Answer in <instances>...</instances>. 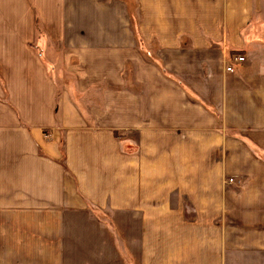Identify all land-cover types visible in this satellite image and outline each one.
I'll list each match as a JSON object with an SVG mask.
<instances>
[{
  "label": "crops",
  "instance_id": "1",
  "mask_svg": "<svg viewBox=\"0 0 264 264\" xmlns=\"http://www.w3.org/2000/svg\"><path fill=\"white\" fill-rule=\"evenodd\" d=\"M127 3L0 0V264H68L96 210L131 264H264V0Z\"/></svg>",
  "mask_w": 264,
  "mask_h": 264
},
{
  "label": "rangeland",
  "instance_id": "2",
  "mask_svg": "<svg viewBox=\"0 0 264 264\" xmlns=\"http://www.w3.org/2000/svg\"><path fill=\"white\" fill-rule=\"evenodd\" d=\"M128 5L129 3H132L133 0H127ZM130 13L135 12V7L129 6ZM251 21L252 23L249 26V29L259 30L261 33L264 34V12L261 14L254 15ZM264 38V35L262 36ZM145 48V46L143 45ZM147 49V48H146ZM148 51L154 52L151 49H147ZM245 58V57H244ZM48 70L52 71L56 78V82L58 84L59 90H68L71 94L72 101L74 99V95L72 94V87L75 83V79H73V74L68 72L62 65L60 55L53 52L48 57ZM125 86V85H124ZM126 87V86H125ZM136 87V86H134ZM75 88V86H74ZM127 88V87H126ZM132 89V88H129ZM78 92V91H77ZM92 94H88V97L91 99H94V102L99 103L100 102V89L97 91H91ZM82 96V93L78 92V97L80 98ZM77 99L74 101L78 104L81 112V116L84 119L86 124H91L90 118L86 112V104L88 102L84 101L83 99ZM95 214L98 216L102 215V227L103 229L94 230L91 232H87L86 240L83 245H80V239L83 238V234L80 233V230H77L78 227H80V224L82 226L89 227L92 225L89 222H86L84 220H78L74 227L73 231V244L70 249V259L68 264H122L123 260L126 261V264H131L128 261V254L126 253V249L124 247L118 246L117 243H114L115 238L117 237L115 235V228L113 226V221L108 215V213L101 212L99 210L95 211ZM111 229V230H110ZM80 243V244H79ZM120 243V242H119ZM119 249V250H118ZM83 250V251H82ZM117 251V252H116ZM119 253V257L117 255ZM122 256V258L120 257Z\"/></svg>",
  "mask_w": 264,
  "mask_h": 264
},
{
  "label": "trees",
  "instance_id": "3",
  "mask_svg": "<svg viewBox=\"0 0 264 264\" xmlns=\"http://www.w3.org/2000/svg\"><path fill=\"white\" fill-rule=\"evenodd\" d=\"M128 5V3H127ZM129 6H133L135 7V3H129L128 5V10L131 11V9H129ZM131 14V17H132V23H133V26L134 28H136L137 26V22H136V13L135 12H132L130 13ZM34 27H35V30L38 34H40L41 32H43V26H42V23L39 19V17L37 15H35L34 17ZM136 36L138 37V40L140 42V50L142 52V54L144 55V57L150 61H153L155 62L159 67L160 69L163 71V73L168 76V77H174L173 75H168V73L165 72L163 66H162V63L161 61L154 55V53H152L151 51H148L146 48L143 47V44H142V40H141V37L139 36V34L137 33V29H136ZM38 50V49H36ZM235 53H241V51H236ZM38 54L39 53V50H38ZM174 80H176L178 83H180V81L177 79V78H174ZM74 85L75 83L73 84V87H72V94L74 95V99L77 100L79 97H78V92L75 90L74 88ZM125 86L127 88H135L134 87V83H133V77H132V66H131V63L130 62H127L126 63V66H125ZM137 88H141V85H138L136 86ZM113 88L117 89V88H120L119 86H114ZM6 103H9L7 101L6 98L3 99ZM205 106L207 107V104H205Z\"/></svg>",
  "mask_w": 264,
  "mask_h": 264
},
{
  "label": "built area",
  "instance_id": "4",
  "mask_svg": "<svg viewBox=\"0 0 264 264\" xmlns=\"http://www.w3.org/2000/svg\"><path fill=\"white\" fill-rule=\"evenodd\" d=\"M233 60H234V61H237V62H242V61L245 60V58H244V56H242V55H235V56L233 57ZM226 70H227V71H232V70H233V69H232V66H231V65L226 66ZM227 181H228V182H232V178L228 179Z\"/></svg>",
  "mask_w": 264,
  "mask_h": 264
}]
</instances>
